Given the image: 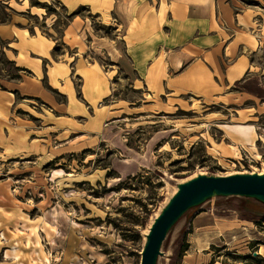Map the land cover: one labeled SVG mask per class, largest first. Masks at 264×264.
Masks as SVG:
<instances>
[{"label":"rangeland","instance_id":"rangeland-1","mask_svg":"<svg viewBox=\"0 0 264 264\" xmlns=\"http://www.w3.org/2000/svg\"><path fill=\"white\" fill-rule=\"evenodd\" d=\"M29 1L38 14L26 12L20 0L14 2L13 14L58 40L59 53L72 52L62 36L75 15L97 42L114 37L113 28L89 6L72 13L58 0ZM231 1L264 16V0ZM121 4L117 13L126 20ZM7 12L1 11L2 20L12 14ZM85 45L94 47L86 36ZM85 51L90 61L95 58L113 69L107 54ZM251 62L242 80L225 84L223 79L194 88L197 94L192 95H175L172 89L158 97L148 95L146 88L131 86L120 71L110 97L96 108L81 100L84 116L72 108L69 112L77 116L70 115L65 106L56 113L36 97L19 98L17 117L41 132L47 126L52 129L49 137L34 141L38 145L28 141L17 149L0 150V264H140L141 233L168 191L164 177L181 179L197 169L219 175L252 173L253 167L262 172L264 100L247 89L256 82L264 91V50L256 48ZM19 76L15 65L0 55L1 79ZM47 87L59 102H67L59 90ZM237 125L255 126L252 145L236 148L225 136L224 128ZM64 128L70 134L61 141L58 132ZM183 239L169 264H264L261 218L202 212Z\"/></svg>","mask_w":264,"mask_h":264},{"label":"crops","instance_id":"crops-1","mask_svg":"<svg viewBox=\"0 0 264 264\" xmlns=\"http://www.w3.org/2000/svg\"><path fill=\"white\" fill-rule=\"evenodd\" d=\"M15 1L18 2L2 0L4 8L0 10V55L6 56L20 71L18 80L0 77V150L3 152L28 141L38 145L34 141L39 136L49 137L48 129H52L46 125L48 129L41 132L17 117L19 98L36 97L56 113H62L60 109L65 106V112L70 115L77 116L69 112L72 108L84 116L82 101L88 108H96L100 101L110 97L111 86L118 80L120 71L131 86L146 88L148 95L150 92L155 97L161 96L164 89L174 90L175 95H192L197 94L194 88L214 82L221 84L223 79L225 84L242 80L252 66L256 48L264 50V16L240 9L231 0H58L72 13L89 6L102 23L115 31L113 38L106 36L97 42V36L91 38L92 33L75 15L62 36L71 54L64 50L59 53L58 40L15 16ZM20 2L26 12L38 14L29 0ZM121 2L126 20L117 13L116 6ZM192 2L197 7L191 6ZM1 11L12 14L2 20ZM85 36L93 41L94 47L85 45ZM91 48L94 55L98 51L107 54L113 69L107 70L95 58L90 61L85 50ZM232 60L234 64H228ZM28 71L33 73L32 77L22 74ZM43 79L59 90L67 102H59ZM67 119L71 120L70 116ZM224 132L236 148L252 145L257 137L253 125L228 126ZM58 133L61 141H65L70 131L64 128Z\"/></svg>","mask_w":264,"mask_h":264},{"label":"water","instance_id":"water-1","mask_svg":"<svg viewBox=\"0 0 264 264\" xmlns=\"http://www.w3.org/2000/svg\"><path fill=\"white\" fill-rule=\"evenodd\" d=\"M219 175L197 169L179 178L166 176L165 201L151 217L143 239L140 264H169L172 252L183 242L192 220L202 212H234L264 219V167L262 172Z\"/></svg>","mask_w":264,"mask_h":264},{"label":"trees","instance_id":"trees-1","mask_svg":"<svg viewBox=\"0 0 264 264\" xmlns=\"http://www.w3.org/2000/svg\"><path fill=\"white\" fill-rule=\"evenodd\" d=\"M255 86L250 87V89H247V92L250 94H254L255 96L259 97L260 99L264 100V91L260 88L259 84L256 82L254 83Z\"/></svg>","mask_w":264,"mask_h":264}]
</instances>
